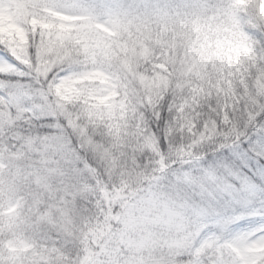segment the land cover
<instances>
[{
  "label": "snow or ice",
  "instance_id": "1",
  "mask_svg": "<svg viewBox=\"0 0 264 264\" xmlns=\"http://www.w3.org/2000/svg\"><path fill=\"white\" fill-rule=\"evenodd\" d=\"M0 264H264V0H0Z\"/></svg>",
  "mask_w": 264,
  "mask_h": 264
}]
</instances>
